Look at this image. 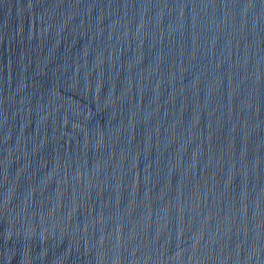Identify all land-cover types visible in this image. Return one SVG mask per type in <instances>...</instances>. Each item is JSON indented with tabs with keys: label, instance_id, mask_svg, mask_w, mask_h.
I'll return each instance as SVG.
<instances>
[{
	"label": "water",
	"instance_id": "obj_1",
	"mask_svg": "<svg viewBox=\"0 0 264 264\" xmlns=\"http://www.w3.org/2000/svg\"><path fill=\"white\" fill-rule=\"evenodd\" d=\"M0 264H264V0H0Z\"/></svg>",
	"mask_w": 264,
	"mask_h": 264
}]
</instances>
